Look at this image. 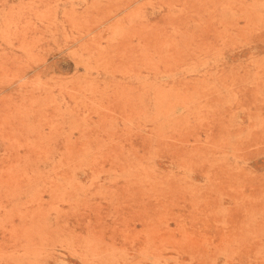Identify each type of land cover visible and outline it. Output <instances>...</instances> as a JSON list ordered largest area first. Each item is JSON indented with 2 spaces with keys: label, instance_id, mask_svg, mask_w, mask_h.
<instances>
[{
  "label": "rangeland",
  "instance_id": "rangeland-1",
  "mask_svg": "<svg viewBox=\"0 0 264 264\" xmlns=\"http://www.w3.org/2000/svg\"><path fill=\"white\" fill-rule=\"evenodd\" d=\"M0 264H264V0H0Z\"/></svg>",
  "mask_w": 264,
  "mask_h": 264
},
{
  "label": "bare ground",
  "instance_id": "bare-ground-1",
  "mask_svg": "<svg viewBox=\"0 0 264 264\" xmlns=\"http://www.w3.org/2000/svg\"><path fill=\"white\" fill-rule=\"evenodd\" d=\"M155 241V240H154Z\"/></svg>",
  "mask_w": 264,
  "mask_h": 264
}]
</instances>
